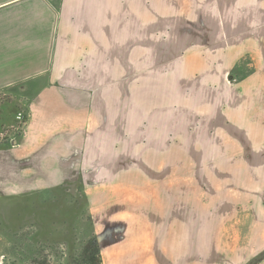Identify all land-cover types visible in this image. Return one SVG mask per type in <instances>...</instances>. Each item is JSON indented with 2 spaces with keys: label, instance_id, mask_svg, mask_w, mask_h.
Here are the masks:
<instances>
[{
  "label": "rangeland",
  "instance_id": "1",
  "mask_svg": "<svg viewBox=\"0 0 264 264\" xmlns=\"http://www.w3.org/2000/svg\"><path fill=\"white\" fill-rule=\"evenodd\" d=\"M132 19L117 25L130 38L77 67L95 127L79 167L0 192V264H91L94 241L102 264L264 256V114L249 98L239 120L219 96L264 67V0H144ZM14 96L0 94V127L13 108L18 132Z\"/></svg>",
  "mask_w": 264,
  "mask_h": 264
},
{
  "label": "crops",
  "instance_id": "2",
  "mask_svg": "<svg viewBox=\"0 0 264 264\" xmlns=\"http://www.w3.org/2000/svg\"><path fill=\"white\" fill-rule=\"evenodd\" d=\"M143 12L144 0H0V94L14 93L11 107L21 104L26 112L20 131L13 108L0 127V136L8 134L0 138V192L56 184L63 169L79 167L95 127L77 67H95L96 56L110 55L112 39L130 38L117 25L131 23L128 17L140 23ZM255 73L220 85L219 96L239 120L248 119L249 98L264 114V67ZM217 106L215 100L210 109ZM138 263L151 264L150 258L130 264ZM252 264H264V256Z\"/></svg>",
  "mask_w": 264,
  "mask_h": 264
},
{
  "label": "trees",
  "instance_id": "3",
  "mask_svg": "<svg viewBox=\"0 0 264 264\" xmlns=\"http://www.w3.org/2000/svg\"><path fill=\"white\" fill-rule=\"evenodd\" d=\"M94 243V246L88 251L87 261L91 262V264H102L98 242L94 241Z\"/></svg>",
  "mask_w": 264,
  "mask_h": 264
},
{
  "label": "built area",
  "instance_id": "4",
  "mask_svg": "<svg viewBox=\"0 0 264 264\" xmlns=\"http://www.w3.org/2000/svg\"><path fill=\"white\" fill-rule=\"evenodd\" d=\"M16 117H17L18 119H21V118H22V113H21V112H18ZM24 121H25V119H24Z\"/></svg>",
  "mask_w": 264,
  "mask_h": 264
}]
</instances>
